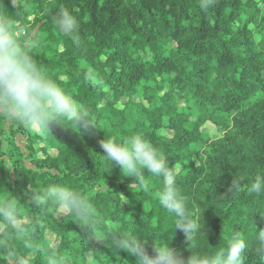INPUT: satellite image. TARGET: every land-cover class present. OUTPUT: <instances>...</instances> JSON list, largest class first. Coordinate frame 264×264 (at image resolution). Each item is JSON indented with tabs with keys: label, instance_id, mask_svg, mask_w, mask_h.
Wrapping results in <instances>:
<instances>
[{
	"label": "trees",
	"instance_id": "16d2710c",
	"mask_svg": "<svg viewBox=\"0 0 264 264\" xmlns=\"http://www.w3.org/2000/svg\"><path fill=\"white\" fill-rule=\"evenodd\" d=\"M200 3L17 0L16 9L5 0L23 21L19 26L40 38L30 54L93 120L77 129L53 122L52 135L0 120V195L17 199L22 217L33 214L24 200L30 185L64 183L91 193L111 225L144 238L164 235L170 247L190 255L184 233L157 201L159 180L131 189L136 181L101 158L106 132L121 140L140 133L175 169L188 211L203 228L191 250L211 254L240 232L249 245L244 264H264L255 240L256 230L264 229V195L247 191L253 177L264 174V0H210L205 9ZM61 7L77 18L78 42L51 23ZM83 68H92L102 83H86ZM206 124L223 134L210 138ZM233 180L241 182L240 191H227ZM41 220L13 243L32 264H44L38 245L53 233L69 264H85L77 257L85 252L92 264L115 263L108 241L89 237L70 217L57 218L49 208ZM0 264H7L5 256Z\"/></svg>",
	"mask_w": 264,
	"mask_h": 264
},
{
	"label": "clouds",
	"instance_id": "9594fccd",
	"mask_svg": "<svg viewBox=\"0 0 264 264\" xmlns=\"http://www.w3.org/2000/svg\"><path fill=\"white\" fill-rule=\"evenodd\" d=\"M209 3L210 0H201V9L207 8ZM11 4L17 9V0H11ZM21 23L23 21L18 18V13L10 12L5 0H0V120L15 121L26 129L50 135L53 122L71 128L75 126L76 129L81 122H93L90 110L78 103L30 54L40 38L30 35V27H20ZM51 23L66 38L78 42L79 24L68 8H59L51 17ZM82 78L93 86L102 83L92 68H83ZM63 121L68 124L65 125ZM100 145L105 153L101 158L110 163L111 169L118 166L124 177L136 181L129 188H144L148 186L149 180H159L157 201L173 217L175 230L184 233L185 240L189 242L190 255L184 257L181 251L170 247V240L166 241L164 235L144 238L123 230L119 225H111L95 206L91 193L85 195L74 186L52 182L44 188L30 185L25 191L26 206L33 213L29 217L21 216L17 199L0 195V226L4 228L0 235V256L7 258V264H32L33 257L26 255L20 248H14L13 243L30 227H39L41 218L48 214L49 208L57 218L70 217L76 221L89 237L107 240L106 246L112 248L114 253L117 250L128 253L134 257V264H244V254L249 245L240 232L232 233L226 247L211 254L202 255L191 250L190 245L199 238L203 228L188 211L189 200L177 186L175 169L148 138L133 133L121 140L106 132ZM240 183L239 180H233L227 191H240ZM247 191L264 195V174L255 175ZM35 238L33 230L30 239ZM149 239L152 242L151 252L146 247ZM255 240L256 251L264 261V229L259 232L256 230ZM60 247L54 233L38 245L44 264H69L65 255L61 254ZM80 256L85 257V264H92L86 252L78 253V259Z\"/></svg>",
	"mask_w": 264,
	"mask_h": 264
},
{
	"label": "rangeland",
	"instance_id": "374dc122",
	"mask_svg": "<svg viewBox=\"0 0 264 264\" xmlns=\"http://www.w3.org/2000/svg\"><path fill=\"white\" fill-rule=\"evenodd\" d=\"M204 131L208 133L209 137L214 139V138H217L219 136H221L223 134V131L212 125V124H206L205 128H204ZM24 137L19 135L17 137V142L21 145H24V141H23ZM197 148H200L199 146H197ZM99 244V242H98ZM120 252L119 250H117L115 252V263L113 264H134V257L128 255V253H126V256L125 257H121L120 255Z\"/></svg>",
	"mask_w": 264,
	"mask_h": 264
}]
</instances>
